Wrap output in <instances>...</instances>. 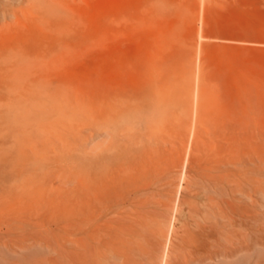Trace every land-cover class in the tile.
I'll list each match as a JSON object with an SVG mask.
<instances>
[{
  "label": "rangeland",
  "instance_id": "1",
  "mask_svg": "<svg viewBox=\"0 0 264 264\" xmlns=\"http://www.w3.org/2000/svg\"><path fill=\"white\" fill-rule=\"evenodd\" d=\"M0 264H264V0H0Z\"/></svg>",
  "mask_w": 264,
  "mask_h": 264
},
{
  "label": "bare ground",
  "instance_id": "2",
  "mask_svg": "<svg viewBox=\"0 0 264 264\" xmlns=\"http://www.w3.org/2000/svg\"><path fill=\"white\" fill-rule=\"evenodd\" d=\"M200 39V38H199Z\"/></svg>",
  "mask_w": 264,
  "mask_h": 264
}]
</instances>
